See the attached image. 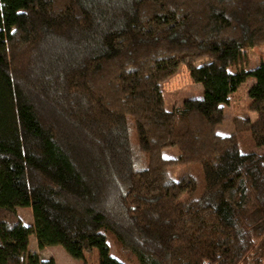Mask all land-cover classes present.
I'll return each mask as SVG.
<instances>
[{
    "label": "trees",
    "instance_id": "trees-1",
    "mask_svg": "<svg viewBox=\"0 0 264 264\" xmlns=\"http://www.w3.org/2000/svg\"><path fill=\"white\" fill-rule=\"evenodd\" d=\"M256 47L264 0H0V264H56L32 237L84 264H264V153L239 141L264 148ZM183 65L204 96L167 110ZM249 79L256 119L218 134Z\"/></svg>",
    "mask_w": 264,
    "mask_h": 264
},
{
    "label": "rangeland",
    "instance_id": "rangeland-1",
    "mask_svg": "<svg viewBox=\"0 0 264 264\" xmlns=\"http://www.w3.org/2000/svg\"><path fill=\"white\" fill-rule=\"evenodd\" d=\"M264 60V47H256L248 51V63L244 65L245 68L253 70ZM254 80L249 79L242 84L238 91L230 98L229 105H226L225 120L216 129V132L220 135H232L236 133L233 125V118L237 116L247 115L250 119L255 120L256 114L249 111L250 98L248 96V90L253 84ZM162 93L165 101V108L171 110L175 106H181L186 100L199 99L204 96V88L201 84H197L193 81L189 69L183 65L178 71L170 77L165 83L162 84ZM241 150L245 152H258L264 153V148H256L253 145L251 134L249 132L243 133L239 136ZM180 155L179 149L173 147L163 152V156L166 158H177ZM197 166H180L171 168L169 170V176L174 179L183 178L188 171H191L193 175L197 174ZM201 179V176H200ZM203 192L201 187L198 193L195 195L197 198ZM188 195L182 196L181 200H186ZM19 215L25 225H33L32 212L28 208H19ZM110 246L112 244L110 242ZM113 248V247H112ZM30 250H38L37 240L32 237ZM111 255L117 257V255L111 250ZM43 258H53L56 264H84L83 261L74 260L71 258L61 246L47 247L42 251ZM88 264H97L96 255H90L87 257Z\"/></svg>",
    "mask_w": 264,
    "mask_h": 264
},
{
    "label": "crops",
    "instance_id": "crops-1",
    "mask_svg": "<svg viewBox=\"0 0 264 264\" xmlns=\"http://www.w3.org/2000/svg\"><path fill=\"white\" fill-rule=\"evenodd\" d=\"M34 252H39L40 254H42V251H39V250H36V251H34ZM47 259V258H46Z\"/></svg>",
    "mask_w": 264,
    "mask_h": 264
}]
</instances>
